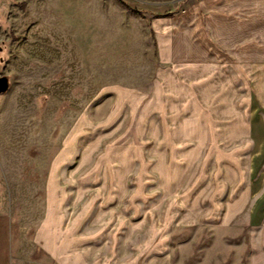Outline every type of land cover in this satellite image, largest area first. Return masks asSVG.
I'll list each match as a JSON object with an SVG mask.
<instances>
[{
  "label": "rangeland",
  "instance_id": "374dc122",
  "mask_svg": "<svg viewBox=\"0 0 264 264\" xmlns=\"http://www.w3.org/2000/svg\"><path fill=\"white\" fill-rule=\"evenodd\" d=\"M209 1L0 0V78L10 82L0 214L12 218V264H264V225L221 218L231 160L172 153L171 119L143 112L152 21Z\"/></svg>",
  "mask_w": 264,
  "mask_h": 264
},
{
  "label": "crops",
  "instance_id": "0c3cea01",
  "mask_svg": "<svg viewBox=\"0 0 264 264\" xmlns=\"http://www.w3.org/2000/svg\"><path fill=\"white\" fill-rule=\"evenodd\" d=\"M156 7L163 14L171 2ZM256 9V0H211L154 19L156 69L143 110L171 119L172 153L193 148L202 158L231 160L223 180L233 194L221 218L244 217L255 228L264 225V11ZM208 27L217 37L209 39ZM11 224L1 213L9 261L0 264H12Z\"/></svg>",
  "mask_w": 264,
  "mask_h": 264
},
{
  "label": "water",
  "instance_id": "95a60500",
  "mask_svg": "<svg viewBox=\"0 0 264 264\" xmlns=\"http://www.w3.org/2000/svg\"><path fill=\"white\" fill-rule=\"evenodd\" d=\"M10 89V82L7 77L0 78V95L6 94Z\"/></svg>",
  "mask_w": 264,
  "mask_h": 264
},
{
  "label": "trees",
  "instance_id": "16d2710c",
  "mask_svg": "<svg viewBox=\"0 0 264 264\" xmlns=\"http://www.w3.org/2000/svg\"><path fill=\"white\" fill-rule=\"evenodd\" d=\"M123 4V3H122Z\"/></svg>",
  "mask_w": 264,
  "mask_h": 264
}]
</instances>
